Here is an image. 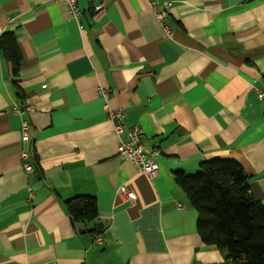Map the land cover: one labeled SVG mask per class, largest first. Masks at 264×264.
<instances>
[{
  "label": "crops",
  "instance_id": "obj_1",
  "mask_svg": "<svg viewBox=\"0 0 264 264\" xmlns=\"http://www.w3.org/2000/svg\"><path fill=\"white\" fill-rule=\"evenodd\" d=\"M103 4L81 0L74 19L64 1L0 0V35L14 33L23 54L16 78L0 52V264H223L175 173L237 161L264 204V0ZM99 88L160 151L158 176L119 157ZM18 103L32 109L15 114ZM77 196L96 198L98 219L72 220Z\"/></svg>",
  "mask_w": 264,
  "mask_h": 264
},
{
  "label": "trees",
  "instance_id": "obj_2",
  "mask_svg": "<svg viewBox=\"0 0 264 264\" xmlns=\"http://www.w3.org/2000/svg\"><path fill=\"white\" fill-rule=\"evenodd\" d=\"M0 52L17 78L23 54L14 33L0 35ZM14 84L24 98L16 80ZM175 179L198 212L202 241L219 249L223 264H264V204L252 193L250 177L237 161H208L198 174L179 171ZM66 207L76 224L99 217L94 196H77L68 200Z\"/></svg>",
  "mask_w": 264,
  "mask_h": 264
},
{
  "label": "built area",
  "instance_id": "obj_3",
  "mask_svg": "<svg viewBox=\"0 0 264 264\" xmlns=\"http://www.w3.org/2000/svg\"><path fill=\"white\" fill-rule=\"evenodd\" d=\"M54 1H64L74 19H79L81 15V9L79 7V2L81 0H54ZM93 4L94 10L96 12L104 9V0H86ZM165 9L170 7V3H164ZM159 2L151 1L150 8L156 14L160 21H164L167 16V12L159 10ZM164 29L169 39L174 38L175 30L169 25H164ZM99 95L104 99V108L108 119L114 124V130L119 135L120 141L118 144L119 157L122 159L130 160L136 165L139 171L149 175L151 178L158 176L159 174V164L158 158L160 156V151L155 149H149L145 146L143 142V129L138 126H130L127 123V113L124 108H115L112 106V97L110 91L105 88H99ZM258 98L260 101L264 102V92L258 91ZM32 107H24L21 104H16L13 107V112L15 114L21 115L25 111H30ZM30 122L28 119L23 118L21 123V132L24 144H28L30 140ZM22 158L25 163L26 172H33V166L27 163L29 158L28 152H23ZM121 193L127 195L130 202H134L136 195L132 192H128L125 187L121 188ZM34 197V193L30 190V198ZM96 243L106 244L107 241L102 236H97L95 238ZM200 264V263H196Z\"/></svg>",
  "mask_w": 264,
  "mask_h": 264
}]
</instances>
